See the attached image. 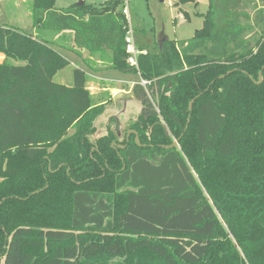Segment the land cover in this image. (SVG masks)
Returning <instances> with one entry per match:
<instances>
[{
  "label": "trees",
  "instance_id": "trees-1",
  "mask_svg": "<svg viewBox=\"0 0 264 264\" xmlns=\"http://www.w3.org/2000/svg\"><path fill=\"white\" fill-rule=\"evenodd\" d=\"M208 1L200 29L139 55L138 69L118 3L32 1L35 30H71L77 44L89 33V49L94 21L116 25L113 68L147 82L132 87L137 141L93 137L104 107L84 72L54 82L67 60L0 24V53L23 63L0 64L2 264H264V0Z\"/></svg>",
  "mask_w": 264,
  "mask_h": 264
},
{
  "label": "rangeland",
  "instance_id": "rangeland-1",
  "mask_svg": "<svg viewBox=\"0 0 264 264\" xmlns=\"http://www.w3.org/2000/svg\"><path fill=\"white\" fill-rule=\"evenodd\" d=\"M32 1L33 0H5L3 3H0V15L3 17L2 21L24 32H30L32 25V17L30 15L32 12ZM79 2H85L87 5L91 4V6L98 8L105 4V0H55V6L66 7L71 4H78ZM208 2V0H198L199 4H195L178 3V0H162V2L160 0H128V6L131 22L139 37L143 33L159 34L162 32L171 39L183 40L191 37L196 30L202 27L203 19L201 16L207 12ZM256 5L262 4L256 3ZM244 9L250 17L249 20H245V23H253L256 15V6L247 4ZM174 19L176 24L174 23ZM4 61L14 65L23 64L14 59L6 58L0 53V64ZM71 71L72 68L65 67L56 73V76H53V81L58 82L61 79L65 84H70ZM114 74L119 78L126 76V74L119 71L114 72ZM128 76H131L134 80L139 79L138 74L130 73ZM93 98L94 105L96 106H103L104 109L108 107L107 110L113 107L112 102L106 101L104 104L99 105L102 101L97 102L96 98ZM134 101L133 99L126 101L129 117L122 120L118 119L117 125L116 120L110 115L107 114V117H103L102 114L98 121H96V132L93 137L101 136L107 132H112L116 136V129H118L119 135L116 136V141L120 142L124 138L129 124L136 120V115L139 113H136L138 104ZM175 141L176 139H173V142ZM188 165L196 177L192 165H190V163H188ZM0 264H2V259H0Z\"/></svg>",
  "mask_w": 264,
  "mask_h": 264
},
{
  "label": "crops",
  "instance_id": "crops-1",
  "mask_svg": "<svg viewBox=\"0 0 264 264\" xmlns=\"http://www.w3.org/2000/svg\"><path fill=\"white\" fill-rule=\"evenodd\" d=\"M4 1L5 0H0V3ZM160 1L162 2V0ZM72 5L78 6L77 4H71L69 6ZM66 7L55 6L57 9ZM2 18V15H0V24L8 25L5 21H2ZM114 19L116 20L115 17ZM90 20L91 19L86 16L83 21L89 23L91 22ZM105 21L107 22H104L103 25L101 21H94V23H92L93 25L91 26L99 30L98 35L100 34V36L96 42L97 44H93L94 47H91V49L88 47L92 37L89 33L80 34V44H77L75 33L71 30H35L33 25H31V31L27 33L39 35V37L49 41V45L67 60L68 65L66 67H70L72 70L74 68L82 70L86 77V88L90 91L92 97L96 98L97 102L102 101L99 105L104 104L106 101L113 103V107H111L110 110H107L108 107L104 109L103 117H107L108 114L115 120H122L129 117L126 101L129 99L135 100L132 95V87L140 82L141 79L138 77V80H134L131 76H128L129 73H124L126 76L123 78H119L114 74V72L119 70L113 68V55L111 50L113 42L105 41L107 40V36H113L114 41L117 29L111 19L106 18ZM174 23L176 24L175 19ZM134 32L137 47L146 52L153 51L155 47L160 49L163 42L166 40H178L171 39L162 32L159 34L143 33L140 37L137 35L136 30H134ZM70 74V84H65L61 79L57 83L70 86L72 84V71ZM134 102L138 104L136 108V113H138L140 105L137 100Z\"/></svg>",
  "mask_w": 264,
  "mask_h": 264
},
{
  "label": "built area",
  "instance_id": "built-area-1",
  "mask_svg": "<svg viewBox=\"0 0 264 264\" xmlns=\"http://www.w3.org/2000/svg\"><path fill=\"white\" fill-rule=\"evenodd\" d=\"M105 2L109 4L118 3V6L120 7V10L126 20V26H125L126 31H125V36H124L125 52L127 54L126 63L129 66L138 69V56L145 55L147 52L139 49L136 45L134 26L130 18L128 0H105ZM140 83L144 86L146 85L147 82L141 81Z\"/></svg>",
  "mask_w": 264,
  "mask_h": 264
},
{
  "label": "water",
  "instance_id": "water-1",
  "mask_svg": "<svg viewBox=\"0 0 264 264\" xmlns=\"http://www.w3.org/2000/svg\"><path fill=\"white\" fill-rule=\"evenodd\" d=\"M78 6H81L82 5V2H79L77 4ZM264 68V67H263ZM227 74H230V72H228ZM220 78H223V77H220ZM262 81V72L259 73V82L257 84H259L260 82ZM194 100H192L190 103H189V110H191V106L193 104ZM116 124H118V120H116ZM163 126V125H162ZM164 129H165V126H163ZM165 132L167 133V130L165 129ZM130 133H133L134 135H136V138H135V141H137V134L135 131H128L127 133V140H128V137H129V134ZM177 144H178V140H176L174 143H172L171 145L169 146H163L165 149H171V148H175L177 147ZM112 146H115V143H112ZM119 148H124L123 146H118Z\"/></svg>",
  "mask_w": 264,
  "mask_h": 264
},
{
  "label": "flooded vegetation",
  "instance_id": "flooded-vegetation-1",
  "mask_svg": "<svg viewBox=\"0 0 264 264\" xmlns=\"http://www.w3.org/2000/svg\"><path fill=\"white\" fill-rule=\"evenodd\" d=\"M116 125H117V124H116ZM128 131H133V130H127V131H126V133H125L126 138H127V133H128ZM131 134H133V133H130L129 136H130ZM118 135H119V130L116 129V136H118ZM113 143H114V142H113ZM172 143H174V142H172ZM115 145H116V143H115ZM113 147H114V146H113ZM177 147H179L178 144H177Z\"/></svg>",
  "mask_w": 264,
  "mask_h": 264
}]
</instances>
